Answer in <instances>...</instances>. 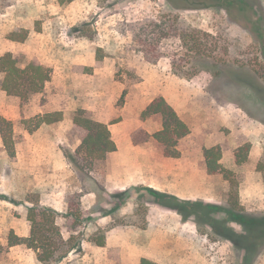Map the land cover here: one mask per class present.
<instances>
[{
	"label": "rangeland",
	"instance_id": "rangeland-1",
	"mask_svg": "<svg viewBox=\"0 0 264 264\" xmlns=\"http://www.w3.org/2000/svg\"><path fill=\"white\" fill-rule=\"evenodd\" d=\"M216 1L192 0L199 8L177 10L166 0H0V54L50 70L42 91L27 101L0 88V116L12 121L15 139L9 157L0 138L1 245L10 230L28 233L27 208L38 204L52 208L64 236L71 235L57 264H131L141 257L154 264H243V251L193 216L157 204L150 191L228 206V180L205 168L204 148L218 146V162L239 181L242 207L264 212L256 170L264 150V0H241L242 10ZM188 28L204 33L206 55H192L175 34ZM21 29L26 37L13 40ZM157 96L189 127L177 158L152 138L131 140L160 125L159 115L140 116ZM77 108L110 125L122 143L114 158L80 160L81 170L70 161L80 142L71 122ZM54 110L61 120L33 129L36 115ZM129 137L136 146L125 145ZM240 145H248L247 158L236 164ZM53 168L55 183L47 179ZM99 237L103 245L89 242ZM0 264L41 263L18 244L6 247ZM252 264H264V246Z\"/></svg>",
	"mask_w": 264,
	"mask_h": 264
},
{
	"label": "trees",
	"instance_id": "trees-1",
	"mask_svg": "<svg viewBox=\"0 0 264 264\" xmlns=\"http://www.w3.org/2000/svg\"><path fill=\"white\" fill-rule=\"evenodd\" d=\"M72 0H58L66 3ZM171 8L187 10L199 8L192 0H166ZM217 0L216 2H218ZM226 4L222 7L234 6L240 10L246 6L241 0H223ZM227 9V8H226ZM175 32V31H174ZM174 34V33H172ZM176 35L182 41L186 50L192 55H206L205 44L200 40L201 33L198 29H176ZM13 40H22L26 37L25 30H18L11 34ZM264 60V52H263ZM264 70V63L260 65ZM259 74L258 69L254 70ZM261 76V74H259ZM50 79V70L37 60H30L21 66L14 55L10 52L0 54V88L8 95L18 97L21 101H27L32 95L39 93L45 83ZM159 115L161 127L152 134L139 130L131 135L134 144L146 142L149 138L156 140L162 147L163 154L169 157H178L180 152L177 148L181 138L189 133V127L178 116L175 109L162 96L153 98L142 110V118L150 115ZM61 111L46 112L34 117L33 129L41 124H49L60 120ZM28 120L22 119L24 128L28 127ZM72 124L77 131L80 144L75 149L76 157L70 159L76 169L83 167L80 160H87L89 164L103 158L108 152L115 150L114 141L111 138L108 125L91 118L85 109L77 108L72 117ZM0 138L3 149L9 157L15 154V139L13 136V123L11 120L0 116ZM248 145L238 146L233 154L236 164L243 163L247 158ZM205 168L208 173L221 172L228 180V206L217 205L193 200H179L176 197L150 190L156 197L154 201L164 207L176 210L184 219L193 216L197 223L207 225L211 231L223 239L232 243L237 249L243 251L242 263L252 264L255 256L264 246V212L250 213L245 211L239 202V181L232 170L224 169L218 160L220 149L211 146L203 150ZM256 170L262 175L264 182V150L261 158L256 163ZM26 220L29 224L28 236L21 237L13 231L7 234L6 245L0 244V254L5 252L6 247L24 244L34 250L37 260L41 264H57L65 258L69 252L71 236L64 239L57 223V213L50 207L33 204L27 208ZM238 226V229L235 228ZM96 245H103L99 237L94 239ZM132 264H154L150 259L142 257L139 262Z\"/></svg>",
	"mask_w": 264,
	"mask_h": 264
},
{
	"label": "crops",
	"instance_id": "crops-1",
	"mask_svg": "<svg viewBox=\"0 0 264 264\" xmlns=\"http://www.w3.org/2000/svg\"><path fill=\"white\" fill-rule=\"evenodd\" d=\"M152 100V99H151ZM150 102V101H149ZM148 102V103H149ZM170 104V103H169ZM171 105V104H170ZM172 106V105H171ZM145 108V107H144ZM54 111H61V110H54ZM176 111V110H175ZM48 112H52V111H48ZM142 112V111H141ZM46 113V112H45ZM61 114H62V117H63V113H62V111H61ZM141 114V113H140ZM178 114V113H177ZM156 115V114H155ZM151 116V115H150ZM179 116V115H178ZM62 117H61V119H62ZM73 117V116H72ZM180 117V116H179ZM64 118H65V115H64ZM181 118V117H180ZM60 119V120H61ZM182 119V118H181ZM96 120V119H95ZM183 120V119H182ZM59 121V120H58ZM98 121H100V122H103V123H105L104 121H101V120H98ZM184 121V120H183ZM56 122V121H55ZM71 122H72V118H71ZM54 122H52V123H49V124H41V125H51V124H53ZM107 124V123H106ZM40 125V126H41ZM108 125V124H107ZM39 127V126H38ZM161 127V120H160V125H157L156 126V128H155V131H157L159 128ZM108 128H109V131H111V129H110V125H108ZM154 131V132H155ZM147 133H149V134H152L153 132H147ZM110 135H111V133H110ZM185 137V136H184ZM112 138V137H111ZM153 139V138H152ZM182 139V138H181ZM112 140L114 141V139L112 138ZM126 141H128V143H126L125 145H133L132 144V142H131V140H130V137L126 140ZM156 141V140H155ZM157 142V141H156ZM158 143V142H157ZM1 144H2V142H1ZM79 144H80V142H79ZM114 144H115V150H113V151H111V152H108L107 154H109V157H110V159L111 158H114V155L113 154H115V152H120L121 151V148H122V143H121V141H114ZM133 146H136V145H133ZM161 146V145H160ZM14 147H15V145H14ZM2 148H3V145H2ZM161 150H162V147H161ZM179 150V149H178ZM180 152V151H179ZM162 153H163V151H162ZM106 154V155H107ZM105 155V156H106ZM104 156V157H105ZM103 157V158H104ZM171 158H177V157H171ZM102 159V158H101ZM55 162H57V161H55ZM48 163L49 164H51L52 163V161L50 160V161H48ZM58 164L59 165H61V159L58 161ZM55 165L57 166V163H55ZM58 165V166H59ZM53 170H54V175H52V174H49L48 176H49V178L47 177V179H54V183L56 182V180H57V178H56V176H57V169L56 168H53ZM56 185V184H55ZM55 191V190H54ZM93 194H94V191H88V192H86V193H84V195L86 196V195H89V196H93ZM55 195H56V193H55ZM28 222V221H27ZM57 223H58V221H57ZM58 225H59V223H58ZM59 227H60V225H59ZM28 228H29V224H28ZM60 229H61V227H60ZM28 230V233H24V234H18V236H21V237H25V236H28V234H29V229H27ZM61 233H62V236H63V238L64 239H67L65 236H64V234H63V230L61 229ZM71 233L73 234L74 233V231H71ZM16 234V233H15ZM71 236V235H70ZM69 236V237H70ZM90 243H93V244H95V242H94V240H90L89 241ZM18 245V244H17ZM96 245V244H95ZM98 246H100V245H98ZM13 247V246H12ZM142 258V257H141ZM141 258H139L137 261H134L133 263H137V262H139L140 261V259ZM132 264V263H131Z\"/></svg>",
	"mask_w": 264,
	"mask_h": 264
}]
</instances>
